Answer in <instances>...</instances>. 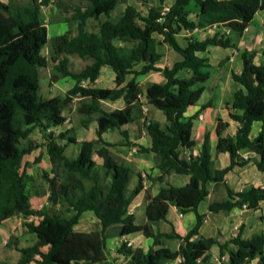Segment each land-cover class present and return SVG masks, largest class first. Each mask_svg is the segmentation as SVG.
Segmentation results:
<instances>
[{
	"label": "trees",
	"instance_id": "trees-1",
	"mask_svg": "<svg viewBox=\"0 0 264 264\" xmlns=\"http://www.w3.org/2000/svg\"><path fill=\"white\" fill-rule=\"evenodd\" d=\"M57 1H0V225L17 215L37 218L36 223L24 224L28 233L35 236V242L18 250L17 264H116L108 258L106 241L131 230L135 217L128 208L142 191L143 184L139 176L136 187L128 190L131 171L109 155L106 148L112 145L103 141L102 134L143 119L144 104L160 111L165 125L144 122L150 147L139 151L153 154L161 184L170 174L188 176L189 181L183 187L163 184L156 196H145L147 222L142 233L152 244L146 251L121 244L117 249L123 260L121 264H168L176 260L178 264H210L209 252L215 246L220 257L227 254L228 264L253 261L264 264L263 234L243 239L240 228L234 238L224 243L203 238L199 236V228L204 216L197 212L198 205L207 197L209 184L223 182L233 167L248 163L240 157L241 152L254 153L255 166L264 174V52L261 62L255 64L254 54L243 51L242 69L239 74H232L241 89L234 93L229 118L239 128L233 137L223 138L226 124L218 120L216 127L215 152L228 154L227 167L211 169L208 134L204 135L199 152L192 155L196 146L193 123L198 115L184 116L203 92L199 85L210 77L208 60L197 54L211 46L234 48L222 29L243 34L255 14L264 11V0H175L169 9H165L164 0H159L143 16L134 6H126L116 23L108 16L126 0H78L84 6L73 8L71 20L75 23V34L66 31L49 39L42 9ZM192 2L197 9L196 22L188 18ZM89 21L97 23V31L87 29ZM210 28L217 31L202 41L184 38L182 45L177 39L182 31ZM156 37H161V42ZM159 44L168 45L181 60L171 68L159 69ZM44 50H48V58ZM70 56L89 63L79 72H72L68 68ZM49 61L55 63L52 81L61 78L73 81L64 97L42 99L39 96V70L47 68ZM102 67L113 71L114 88L80 86L83 81L92 85ZM183 70L190 75L180 79L177 73ZM151 72L161 73L165 82L141 87L137 78ZM129 75L132 79L124 84ZM75 98H79L76 112L85 117L81 126L86 128L92 120L97 124L94 141L77 143L72 129L58 135L52 132L65 123L63 112ZM118 100L124 103L122 109L105 111L102 108V102ZM254 123H260V131L251 139ZM34 129L42 136L41 145L29 140ZM69 145L79 146L74 159L64 154ZM117 145L131 144L126 140ZM39 147L45 149L52 177L44 174L49 191L47 205L34 210L30 205L33 179L25 173L22 162ZM94 155L101 159L99 168ZM261 203H264V189L251 187L236 193L227 189V199L211 204L209 211L228 212L243 206L257 211ZM169 205L180 214H195L194 227L183 237L173 231L164 233L153 229V225L166 222ZM84 213L94 215L99 221V231L74 230ZM166 241H177L178 248L170 249Z\"/></svg>",
	"mask_w": 264,
	"mask_h": 264
},
{
	"label": "crops",
	"instance_id": "crops-1",
	"mask_svg": "<svg viewBox=\"0 0 264 264\" xmlns=\"http://www.w3.org/2000/svg\"><path fill=\"white\" fill-rule=\"evenodd\" d=\"M0 1L2 3H7V0L6 1L0 0ZM58 1L56 3H58ZM133 1L144 2V0H133ZM174 1L175 0H164L165 9H169L173 5ZM125 2L126 1L122 3L124 4ZM158 4H159V0H156V2L153 3L152 5L149 6L146 5L145 13L139 12L137 8L135 6L134 7L136 8L137 12L143 16L147 13V10L149 8L156 7ZM129 5L130 4L125 5L123 11L125 7ZM189 10L191 11V14L188 17L189 20L196 22L197 9L193 2L190 4ZM251 24H254L255 26V30L253 31V33L249 32V26ZM249 26L241 35L233 31L222 29V31H224L227 34V36L231 39L234 48L224 49L221 47L211 46L208 47L205 52L197 54L198 57L206 58L208 60V64H209L208 71L212 69L214 72H213V76H211L209 71L210 77L207 80V82H205L202 85H199L203 87V92L197 103L194 106L189 107L185 112L184 116L191 117L195 114L198 115L197 119L193 123V130H192V137L196 142V146L192 149L191 153L192 155H196L199 152L201 144L203 142L204 135L208 134L209 142H210L211 161H212L211 169L215 171L224 169L230 164V159L228 154L226 153L217 154L215 152V146L217 142V134H216L217 121L221 120L223 123L226 124V127L222 132L223 138L233 137L237 129L239 128V125L229 118V113L231 112L230 106L233 101L234 93L239 89H241V86L233 81L232 74H239L242 69V62L240 55L243 51H248L254 54L253 62L255 64H259L261 62L262 54L264 52V11H258L255 14L251 23L249 24ZM216 31L217 28H210L202 31L195 29L192 32H187V33L182 31L177 36V39L180 44L184 45L185 43L184 38L192 37L199 41H202L207 36L210 37L213 36ZM259 31H261L262 39L261 38L259 39L260 37L258 34ZM233 37L237 38V41H235ZM156 39L158 42H161L162 40L161 37H156ZM256 46L259 47L257 48ZM261 47L263 48V51L259 52L258 49ZM157 51L161 55V59L157 64V67L159 69L171 68L175 62L181 60L180 56L177 53H175L166 44L157 45ZM138 68L139 67H137L136 69ZM223 68H227V70L223 71ZM189 75H190L189 72L186 70L177 73V77L180 79L188 78ZM114 78L115 75L110 68L102 67L97 80L92 85H89V83H87V87L91 86L93 88L111 89L114 88ZM131 79H132V75H129L126 78L124 84H126ZM65 81H67V78L64 79L61 78L57 81H52L50 77L48 85L50 89L54 91L56 87H58L59 85L61 86L62 82ZM137 82L141 87H145L147 84L150 83H157V84L164 83L165 79L163 78L161 73L151 72L145 76L138 77ZM207 83H208L209 91H211V93H213V96L216 97L215 108L219 111V113H217L214 117L213 116L211 117L209 115V111L214 106L212 102V97L208 96L205 102H201L202 95L205 91V84ZM39 84H40L39 96L41 97L40 92H41L42 81L40 83V76H39ZM70 88H68L67 91ZM66 92L64 93V96ZM64 96L53 95V96H48L46 98H42V97L41 98L51 99L53 97H64ZM78 100L79 98H75L73 100L70 106L73 108V110L77 108ZM140 100L141 102L144 103L143 97H141ZM111 104L113 105L118 104V107L112 109H105L103 107V105L106 107H111L110 106ZM123 107H124V103L122 100H118L115 102H110V101L102 102V108L105 111L122 109ZM142 111L144 116L143 119H140L134 123L124 125L120 128V130L107 131L102 134L103 141L112 145L111 147L106 148L109 155L118 163H121L123 166L129 168L131 171V178L129 183H131L132 185L129 187L128 184V190H132L133 188L136 187V185L139 182V176L140 177L144 176L143 178L141 177L143 189L133 199V201L131 202L128 208V212L130 214H133L135 217V222L131 230L122 237H115L108 239L106 241V249L108 250L109 244L113 243L114 246L112 250L116 248L115 250L116 255H118L117 249L123 243H125L127 247H130L132 249H141L143 251H146L152 244V241L150 239L145 238L142 233V227L147 222L145 217V207L147 204V202L145 201V196L146 195H150L151 197L156 196L163 184L173 187H183L189 181L188 176H182L176 174H170L166 176L163 179L164 182L163 184H161L160 181H158V178L160 177V172L155 168V164L153 161V154L143 153L139 151V148L147 149L150 147V140L146 134V130L145 127L143 126V123L152 121V122H157L161 127H164L165 117L162 114H160L158 110H156L150 105L144 104L142 107ZM64 113L65 111L63 112V116L66 118L65 123L55 129H52V132L55 135L63 133L68 129H72L73 136L75 137L77 143L96 140L97 124L94 120H92L89 123V125L85 128L81 126V123L85 118L83 116L84 118L80 120L79 126L80 128H82L85 134L82 133L78 134L74 131L73 126L71 125L72 121L70 120V118L67 117V115H64ZM35 131H38V133L40 134L38 129H34L32 133H34ZM259 131H260V123H254L252 125L250 138L251 139L255 138ZM109 132H116L118 135H116V138L113 139V135H114L113 134L109 140H105L104 135H106ZM31 135L29 136V140ZM126 140L131 145H117L118 143ZM78 152H79L78 145H69L65 149L64 154L67 158L74 159L77 156ZM240 157L243 160H248V163L243 167H238V166L233 167V169L225 175L223 182L209 184L207 188L208 190L207 197L197 207V212L200 215L204 216L203 223L199 228V236L203 238H212L220 243H224L234 238L238 234L240 228H241V237L243 239H250L255 234L264 235V216L261 217L262 214L264 215V203L260 204V209L257 211H249L246 208H241V209L235 208L228 212H219V213H211L209 211V206L211 204L222 202L227 199V189H230L235 193L247 191L251 187L264 189V174L259 172L255 166L254 153L249 151H244L240 153ZM24 158L22 162V168H24L25 173L33 179V185H34L35 178L28 173L26 162H24ZM94 160L96 161V164L98 166L97 168H99V166L102 163L101 159L96 155H94ZM50 170H51V166H50ZM43 174L47 175L45 172H43ZM49 175L50 176L48 175L47 176L51 178L52 177L51 172H49ZM32 191L34 193L30 199V205L34 210H39L43 206L47 205V197L49 194L48 186L42 189H38L34 185V189ZM201 204L204 205L202 209H200ZM35 205H37L38 208ZM54 209H57V207H55ZM251 212H253V214H251ZM255 215H260L259 217L262 220V222H259V225H261L259 227L262 231L260 232L258 231L253 235H250L249 234L251 231L250 228H253L252 217H256ZM82 216L79 220V223L83 220ZM88 217H94V215ZM29 222L36 223L37 218L32 216L25 218L21 215H17L10 217L1 223L0 264H17L20 258V254L18 250L29 247L35 242V236L29 234L24 226L25 223H29ZM97 222L99 223L98 220ZM195 223H196V217L194 213L189 212L186 214H180L179 211L174 206L169 205L166 216V222L153 225V229L155 232L157 230H160L161 232L164 233H169L173 231L175 234L183 237L194 227ZM77 226L74 227V230L76 232H83V231H77L75 229ZM99 230H100V226H99ZM88 232H92V231H88ZM178 245L179 243H177V248ZM44 251H46V248L44 249ZM209 255H210L209 263L212 258L214 259V257L218 256V259L217 258L215 259L216 262H219L220 264H228L227 254H224L223 256L220 257L218 253V248L216 246L210 250ZM178 263L179 260H176L168 264H178ZM251 264H256V261H253Z\"/></svg>",
	"mask_w": 264,
	"mask_h": 264
},
{
	"label": "rangeland",
	"instance_id": "rangeland-1",
	"mask_svg": "<svg viewBox=\"0 0 264 264\" xmlns=\"http://www.w3.org/2000/svg\"><path fill=\"white\" fill-rule=\"evenodd\" d=\"M4 1H6V0H4ZM21 1H23V0H21ZM155 2H156V0H144V2L126 0V2L124 4L120 3L117 6V8L110 13L108 19L112 22H116L118 20V18L120 17L124 6L127 4L135 6L137 8V10L141 13H143V12L145 13V11H146L145 6L146 5H148V6L152 5ZM83 6H84V3L79 2L78 0H59L58 3H56L55 5H50L48 8L42 9V20H43V23L47 27L48 38L49 39L54 38L55 36H58V35L65 33L66 31H70L72 34H75V32H76L75 23L71 20V17L73 16V8L83 7ZM103 19H105V18H102V20ZM87 29L90 31H97V23L89 21L87 23ZM254 30H255V26H254V24H251L249 26V32L253 33ZM258 34L260 36L259 39L260 38L262 39L261 31H259ZM233 39L235 41H237V38L233 37ZM256 47L258 48L259 46H256ZM258 51L262 52L263 48L262 47L259 48ZM44 55L47 56V58H48V50H44ZM68 59H69V67L68 68L72 72H79L82 68H84L89 63V61L81 60L76 56H70ZM168 61H169V59H168ZM54 66H55V63H52L51 61H49L46 69H40L39 70L40 83L42 81L41 92H40L42 98H46L48 96H53V95L54 96H64V93L67 91V89L73 85V81L70 78H67V81L62 82L61 86L59 85L58 87L55 88L54 91H52L48 84H49L50 77H51L52 73L54 72V69H53ZM224 70H227V68H223V71ZM209 71H210L211 76H213L214 71L212 69H210ZM208 96L212 97V102L214 105L212 107V109L209 111V115L211 117L212 116L214 117L217 113H219V111L215 108L216 97H214L213 93H211V91H209L208 83H207V84H205V91L202 95L201 102H205L206 99L208 98ZM110 106L111 107H106L103 105V107L105 109H112V108L118 107V104H115V105L111 104ZM72 110H73V108L69 107L68 109L65 110L64 115H67V117L70 118V120L72 121L71 125L73 126V129L76 133L85 134V132L79 126L80 120L84 117L80 116L76 112V109L73 111ZM159 113L162 114L160 111H159ZM112 135H113V139H114V138H116V135H118V134L116 132H109L106 135H104V139L109 140ZM30 140L33 143H36L38 145H40L43 142L38 131H35L34 133H32ZM24 162H26V167H27L28 173L32 177L35 178V181H34L35 187H37L38 189H42V188H45L46 186H48L47 181L44 178L43 172H45L48 176H50L49 175L50 166L48 163V156L45 153L44 149L42 147H40L39 149L35 150L31 155L26 156L24 158ZM131 185L132 184L129 183V187ZM35 206L38 208L37 205H35ZM203 206L204 205L201 204L200 209H202ZM251 214H253V212H251ZM88 216H93V214L92 213H84L83 214V216H82L83 220L75 228L77 231L88 232V231L99 230V223L97 222V220L94 217H88ZM255 216L256 217H252L253 218V224H252L253 228H250V230H251L249 233L250 235H253L254 233H256L258 231L259 232L262 231L259 227V226H261V225H259V222H262V220L259 217L260 215H255ZM262 216H264V215L262 214L261 217ZM177 243L178 242H176V241H166V245L172 250H175L177 248ZM113 246H114L113 243L109 244V249L107 250L108 258L110 260L114 261L116 264H121L123 260L120 256L116 255V252H115L116 248L112 250ZM216 258L218 259V256L214 257V259L212 258L210 261V264H220L219 262L215 261Z\"/></svg>",
	"mask_w": 264,
	"mask_h": 264
},
{
	"label": "built area",
	"instance_id": "built-area-1",
	"mask_svg": "<svg viewBox=\"0 0 264 264\" xmlns=\"http://www.w3.org/2000/svg\"><path fill=\"white\" fill-rule=\"evenodd\" d=\"M186 33H187V32H186ZM87 83H88V82L83 81V82L80 83V86H81V87H87ZM141 177L143 178L144 176H141ZM243 208H245V207L243 206Z\"/></svg>",
	"mask_w": 264,
	"mask_h": 264
}]
</instances>
